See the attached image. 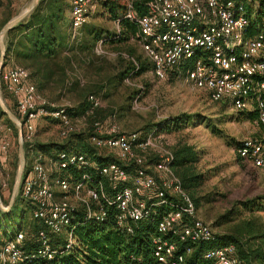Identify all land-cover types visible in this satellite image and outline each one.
Masks as SVG:
<instances>
[{"label": "built area", "instance_id": "built-area-1", "mask_svg": "<svg viewBox=\"0 0 264 264\" xmlns=\"http://www.w3.org/2000/svg\"><path fill=\"white\" fill-rule=\"evenodd\" d=\"M248 1L150 0L145 15L137 14L129 2L124 17L138 25L135 41L159 80L192 62L186 78L194 87L207 91L213 102L224 101L233 109L255 114V123L264 127V20L255 24L256 12ZM97 7L98 0H71L72 39L80 35ZM96 51L106 53L101 43ZM1 85L14 99L23 127V136L17 137L26 157L21 195L40 227L33 252H26V233L20 229L1 246L0 264L55 261L78 247V226L105 225L111 209L116 226L132 234L135 224L152 220L159 208H166L157 222L160 235L154 239L158 264H185L195 245L218 240L221 234L198 215L176 175L174 153L160 127L142 133L127 131L115 121H95L87 140L107 160L100 164L94 156L75 150L47 153L36 146L40 122L57 123L65 141L86 131L87 117L102 105L100 98L91 96L92 108L83 116H73L71 104L43 96L30 71L18 64L4 68ZM11 132L0 115V170L11 158ZM237 153L264 171V133L241 140ZM131 163L135 170L128 169ZM170 233L177 242L163 237ZM202 259L204 264H247L234 243L210 248Z\"/></svg>", "mask_w": 264, "mask_h": 264}, {"label": "trees", "instance_id": "trees-1", "mask_svg": "<svg viewBox=\"0 0 264 264\" xmlns=\"http://www.w3.org/2000/svg\"><path fill=\"white\" fill-rule=\"evenodd\" d=\"M252 1L257 5L254 22L258 25L264 20V0ZM70 2L71 0H41L23 21L8 31L5 37V66L13 61L27 68L38 91L52 102L71 104L73 116H83L92 108L91 96L100 98L102 105L94 108L93 113L87 117L88 126L84 133L57 144L41 145L39 141L36 144L37 148L47 153L75 150L89 154L94 156L93 160L96 163L100 164L107 160L97 155L87 140L93 133V123L95 121H115L117 123L127 121L132 113V103L136 98L141 99L143 91L142 86L137 88L132 86L144 72L153 71V64L145 54L141 53L135 41V36L139 31L138 25L124 17L128 11L129 2L137 14L145 15L150 0H101L102 16L106 20L114 21L115 24L119 23L120 32L117 28L113 32L94 23L89 24L88 21L81 28L80 35L72 39L69 34V43H66L67 36L64 33V27L67 23V10L70 8ZM12 4L11 0H0V6H4V9L0 11V31L7 22L19 14ZM96 13L97 10L93 15ZM99 43L102 44L106 53H97L96 48ZM107 44L112 47L107 48ZM113 56L115 63L108 60ZM87 62H89L88 73L92 71L96 77L107 69H118L111 78L107 79V86L113 85L112 92L119 90V97L113 94H101L105 87L101 84L102 81L89 80L82 69ZM135 63L138 64V68ZM191 66L192 62H188L179 68V72L186 75ZM127 79L134 85L128 84ZM106 100L109 102L107 106L104 104ZM11 108L17 114L15 107ZM0 115L5 123L15 130L17 138L16 125L2 113L1 108ZM187 118L191 116L185 114L165 119L153 127L146 128L145 133L155 127H160L161 133L163 130H177L185 124ZM172 150L174 153L173 169L197 208L198 193L206 180L205 174L198 168L200 155L194 146L188 144L179 143ZM152 159L156 160L155 157ZM114 160L118 162L117 159ZM131 164L128 169L135 170L136 165ZM2 198L4 200L3 196ZM24 201L20 192L11 211L0 210V248L7 239L22 228L26 215L31 214L32 208ZM17 204L24 205L23 213L19 217L13 214ZM164 211L166 208H159L152 220L135 224V231L130 234L116 226L115 210L111 209L105 225L98 226L89 222L76 228L78 247L74 251L52 262L36 260L31 264H158L154 254V239L160 235L157 222ZM39 227V223L34 222L33 229L26 231L25 250L27 253L33 252L38 246L36 237ZM258 230L254 222L247 221L241 230L221 234L214 243H199L193 247L194 251L187 257L185 264H204L202 254L206 250L229 243L237 245L241 259L247 264L253 261L264 264V248H261L260 252L257 249H251V242L264 239L263 233L255 234ZM163 237L176 242L178 240L172 233ZM262 243L264 244V240ZM249 244L250 249L247 248Z\"/></svg>", "mask_w": 264, "mask_h": 264}, {"label": "rangeland", "instance_id": "rangeland-1", "mask_svg": "<svg viewBox=\"0 0 264 264\" xmlns=\"http://www.w3.org/2000/svg\"><path fill=\"white\" fill-rule=\"evenodd\" d=\"M11 1L17 12H23L31 2ZM100 1L97 13L89 19V24L94 23L114 32L117 24L102 16ZM248 5L256 12L257 5L252 0L248 1ZM140 86L143 87L140 101L138 104L132 103L128 120L119 124L125 129L145 133L146 128L165 119L190 115L191 118H187L182 127L172 131L163 130L162 134L171 149L179 143L188 144L194 146L200 155L198 168L205 174L206 180L198 193V215L211 223L220 234L241 230L247 221L254 222L259 228L256 235L264 234V171L252 166L237 153L241 140L264 133V127L255 123V114L233 109L224 101L213 102L207 91L194 87L178 69L170 71L165 80H159L152 70L146 71L132 87ZM0 93L12 110L11 107H15L14 99L2 85ZM59 129L54 121L42 120L37 141L41 145L62 142ZM10 138L13 145L11 158L9 164L0 170V198L6 207L12 198L19 167V142L14 129ZM20 192L21 184L13 206ZM23 210L24 205L17 204L14 216L19 217ZM33 224L28 213L21 230L25 233L31 231ZM262 240L251 242V249L260 252L264 248ZM247 248L250 249V244ZM250 264L259 263L253 261Z\"/></svg>", "mask_w": 264, "mask_h": 264}, {"label": "water", "instance_id": "water-1", "mask_svg": "<svg viewBox=\"0 0 264 264\" xmlns=\"http://www.w3.org/2000/svg\"><path fill=\"white\" fill-rule=\"evenodd\" d=\"M41 0H31V2L29 3L28 7L21 12L20 14H18L16 17H14L13 19H11L9 22H7L4 27L1 29L0 31V79H1V75L2 72L4 70L5 66V57H6V43H5V37L6 34L8 33V31H10L13 27H15L18 23H20L21 21H23L33 10L34 8L39 4ZM0 108L2 110V113L8 117V119L14 123L15 125H19L18 127V136L21 137L23 136V127L22 124L18 118V116L16 115V113H14L8 106L7 104L4 102L1 93H0ZM19 143V167H18V172H17V176H16V181L14 184V188H13V194H12V198L9 202V205L6 207L4 205V203L2 202L1 198H0V209L3 211H11L14 200H15V196L18 193V190L20 188V184L24 175V171L26 168V157H25V152H24V147L22 142L18 141Z\"/></svg>", "mask_w": 264, "mask_h": 264}, {"label": "crops", "instance_id": "crops-1", "mask_svg": "<svg viewBox=\"0 0 264 264\" xmlns=\"http://www.w3.org/2000/svg\"><path fill=\"white\" fill-rule=\"evenodd\" d=\"M3 1V0H2ZM12 7H13V4H12ZM4 9V6H0V11ZM21 13V12H19ZM70 25H71V2H70V8L67 10V23H66V26L64 27V33L66 34L67 36V39H66V43H69V34H70ZM107 48H111L112 46L107 44L106 45ZM139 47V45H138ZM139 50L142 51V49L139 47ZM143 52V51H142ZM144 53V52H143ZM109 61H111V63H115V58L114 56L113 57H109L108 58ZM10 64H16L15 62H11ZM89 64V62H87L86 64L83 65V71L84 73L86 74L87 78L89 80H94L95 79H98V80H101V84H103L105 87L104 89L102 90V93L101 94H104V95H111L113 94L114 96L116 97H119V90L116 91V92H112V89H113V85H108L107 86V79L111 78L117 71L118 69H114V68H111V69H107L105 71H102L100 73V75L98 77H96V75H93L92 74V71L88 73V67L87 65ZM108 101H104V104L107 106L108 105Z\"/></svg>", "mask_w": 264, "mask_h": 264}]
</instances>
